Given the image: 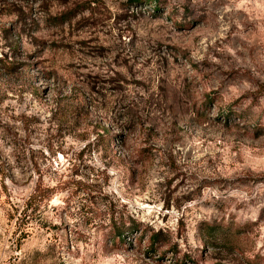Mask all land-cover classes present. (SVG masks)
<instances>
[{"label": "rangeland", "instance_id": "rangeland-1", "mask_svg": "<svg viewBox=\"0 0 264 264\" xmlns=\"http://www.w3.org/2000/svg\"><path fill=\"white\" fill-rule=\"evenodd\" d=\"M260 83L264 0H0V264H264Z\"/></svg>", "mask_w": 264, "mask_h": 264}, {"label": "trees", "instance_id": "trees-1", "mask_svg": "<svg viewBox=\"0 0 264 264\" xmlns=\"http://www.w3.org/2000/svg\"><path fill=\"white\" fill-rule=\"evenodd\" d=\"M257 89L264 91V83H260L257 87ZM236 116V115H235ZM227 118V117H226ZM107 133H104V136H107ZM115 227H113L115 233H113L110 237L111 240H114L117 238L119 241L124 239V236L131 235L132 232H136L138 229V224L134 220H129L128 224H126L125 221L120 222L119 225L114 224ZM203 230L206 232L207 236L210 237L209 239L215 240V243L228 246L230 245L228 236L231 232H228L226 228H221L219 226L215 225H209L207 223L202 224ZM161 240L160 232H153L149 235V245L153 247L155 244H157ZM174 251H176V248H173Z\"/></svg>", "mask_w": 264, "mask_h": 264}]
</instances>
